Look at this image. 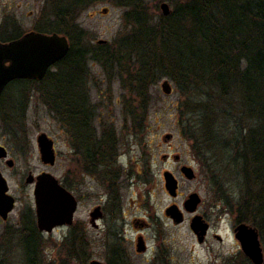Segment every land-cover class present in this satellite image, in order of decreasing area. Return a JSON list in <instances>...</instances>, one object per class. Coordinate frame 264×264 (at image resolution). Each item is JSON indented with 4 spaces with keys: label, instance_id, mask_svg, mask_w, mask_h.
Listing matches in <instances>:
<instances>
[{
    "label": "rangeland",
    "instance_id": "1",
    "mask_svg": "<svg viewBox=\"0 0 264 264\" xmlns=\"http://www.w3.org/2000/svg\"><path fill=\"white\" fill-rule=\"evenodd\" d=\"M124 1H94L82 9L76 25L84 34L79 36L73 29L63 34L69 39L70 47L78 49L82 45L99 53L100 47L105 46L109 49V57L124 59L123 46L118 44V39L125 36L130 26H137L138 15L133 6L118 4ZM176 1L144 0L143 4L154 23L163 15L161 4L169 5L171 16ZM4 13H7V21L13 18L17 26H1ZM55 19L50 0H0L2 41L56 26ZM126 54L121 66L119 59L108 62L107 67L102 64L107 62L106 58L102 63L90 59L87 73L73 79L74 90L78 93L76 101L93 110L91 125L81 131L75 127L79 121L72 122L67 115L61 121L44 102L38 88L16 83L5 92L3 106L7 109L11 106L12 110L0 109L4 116L0 119L1 142L19 162L17 171L24 169L26 157L33 171L38 175L52 174L79 202L71 226L58 227L46 234L37 229L34 220L37 252L31 264H91L93 261L103 264H252L242 252L234 229L241 224L255 228L264 252V231L257 225L260 219L254 225L242 221L239 215V202L258 187L248 183L244 174L235 175L236 166L229 160L236 151L225 149L220 143L208 142L202 136L204 116L188 103H197L202 99L200 96L182 95L170 77H161L149 86L147 105L141 103L142 98L130 91L125 81L144 71L140 72L141 66L133 65L135 60ZM52 72H57V68ZM166 80L172 86L171 95L162 90ZM234 100L237 119L252 126L243 112L240 98L235 96ZM17 104L20 105L18 109L14 107ZM41 134L54 141V166L41 161L37 145ZM79 136L89 141L94 139L93 142L103 137L115 140L116 155L110 160L113 173L103 172L102 168H97L93 174L86 172L89 141L81 145ZM93 147L91 145L90 149ZM103 151L107 152L108 147ZM183 165L194 169V180L182 177L180 168ZM4 172L8 177L11 174L7 168ZM166 172L180 181L178 198L171 197L165 188ZM20 180L17 175L13 184ZM17 189L12 188L20 201L11 223L22 222L23 214L20 216V213L25 207H35L33 188L26 191L22 188L24 192H16ZM192 194L201 198L196 214L212 228L206 243H199L190 227L195 215L183 209ZM174 204L184 211L185 222L177 224L166 214ZM98 207L104 216L95 228L91 224V213ZM23 227L21 224L16 230L10 225L5 229L0 222V264H30L25 251V233L21 231ZM139 237L147 246L145 253L137 252Z\"/></svg>",
    "mask_w": 264,
    "mask_h": 264
},
{
    "label": "trees",
    "instance_id": "2",
    "mask_svg": "<svg viewBox=\"0 0 264 264\" xmlns=\"http://www.w3.org/2000/svg\"><path fill=\"white\" fill-rule=\"evenodd\" d=\"M94 1L103 0H50L56 26L39 31L63 35L73 29L79 36L83 35L76 25L77 17ZM143 2L118 3L133 6L138 13L137 26L125 30L126 37H120L118 44L123 46L124 59L127 52L136 62L133 65L139 64L140 72L144 71L128 78L126 87L137 92L141 103L147 105L149 86L161 77H170L182 95L197 94L202 98L195 104L188 101L204 116L202 136L208 142L236 151L229 160L236 166L235 175L244 174L248 183L258 187L239 202L240 218L252 224L260 219L257 225L264 231V0H177L172 15H161L154 23ZM99 51L73 46L54 66L57 72L49 71L37 86L44 102L59 119L64 121L67 115L72 122L79 121L75 127L80 131L91 125L93 110L76 101L73 79L87 73L90 59L101 62L106 58L107 62H101L105 67L115 59H119L120 66L124 61L121 56L109 57L108 47H100ZM235 96L240 98L252 126L237 119ZM131 113L134 117L135 112ZM78 138L81 145L89 141ZM93 140L86 147V172L93 174L97 168L112 172L110 160L116 155L115 140L104 137L99 142ZM104 147H108L107 152L103 151ZM107 176L111 178L113 174ZM34 254L35 251L33 255L28 253L30 264Z\"/></svg>",
    "mask_w": 264,
    "mask_h": 264
},
{
    "label": "water",
    "instance_id": "3",
    "mask_svg": "<svg viewBox=\"0 0 264 264\" xmlns=\"http://www.w3.org/2000/svg\"><path fill=\"white\" fill-rule=\"evenodd\" d=\"M160 9L165 17L171 14L167 3H162ZM70 49V41L67 36L58 33L31 32L16 41L6 44L0 43V98L5 87L14 80H43L50 69L68 55ZM162 90L167 95L172 94L173 89L168 80L162 84ZM37 145L43 164L54 166L56 163L54 141L48 135L41 134L37 138ZM6 157V149L0 146V158ZM183 172L188 179L194 178L191 169L185 168ZM164 178L167 192L171 197L177 198L178 180L170 172H166ZM32 181L31 179L28 180V182ZM8 189L6 180L0 174V215L4 220H7L8 214L13 210L15 204L14 199L7 194ZM34 199L37 228L41 233L51 234L58 227H68L74 223L78 201L52 174L43 173L39 175L34 190ZM200 203V196L192 194L185 202L184 207L188 212L195 213ZM171 210L170 215L175 223H182L184 221L183 215L176 208H171ZM102 215L100 207L91 213L93 227H98L97 221ZM191 229L196 234L199 243H203L209 231V225L204 222L201 216L193 218ZM235 238L240 243L242 252L252 264H264V252L259 232L255 228L241 224L235 229ZM146 250L147 246L144 239L139 237L137 252L145 253ZM91 264L103 263L93 261Z\"/></svg>",
    "mask_w": 264,
    "mask_h": 264
},
{
    "label": "flooded vegetation",
    "instance_id": "4",
    "mask_svg": "<svg viewBox=\"0 0 264 264\" xmlns=\"http://www.w3.org/2000/svg\"><path fill=\"white\" fill-rule=\"evenodd\" d=\"M3 15L4 16H3V20H2L1 26H17L15 19L11 18V20L7 21L8 20L7 13H4ZM33 32L40 33V31H37V30H35ZM44 34H47V33H44ZM24 35L18 36L15 39H13V37H12V38H10L7 41H2V39L0 38V43H2V44L10 43V42L16 41L18 39H21ZM53 68H54V66L50 69V71H52ZM48 73H47V75H48ZM46 76H45V78H46ZM43 80L38 81V80H28V79H17V80H14V81L10 82L5 87V89H4V91H3L2 95H1V98H0V109L4 107L6 109V111L8 110L7 112H11V110H12V107L11 106H9L10 109H7L6 105L3 106V103L6 102L5 92H6L7 88H9L11 85L16 84V83H20V84H24V86L28 85V86H31V88H37L39 82H41ZM30 91L31 90H29L28 92H30ZM24 92H25V90H24ZM19 106H18V104L17 105H14V107L16 109H18ZM2 115L0 114V119H4V116H2ZM1 140H3V136L0 134V146L1 147H4L6 149V151H7V157L6 158H0V174L6 180V182H7V188H9L7 194L14 199L15 204H14L13 210L8 214L7 220H4L3 217L0 215V222H1V224L5 225V229L7 227H9L10 225H14V229H16V230L19 228V226L21 224L24 226L23 227L24 230L22 229L21 231H24V233H25V235H24V244H25L26 255H27V258H28V253L29 252L32 255H33L34 251L37 252V238H36L37 234H36V230L33 228V222H34V220L36 221V205H35L34 208H32L31 206L25 207L24 211L22 210L23 213L21 211L20 216H21V214H23L22 222H20L19 220H16L14 223H11V219H12L13 215L15 214V212L17 211V209H18V203L20 201V197L17 196L15 192H12V188H18L16 192L22 191L23 189H25V191H26L28 188H30V189L33 188V192L32 193H33V197H34V190L36 188V184H37L39 175L35 171H33V169L30 166V163H29V161H28V159L26 157H25V161H24L25 162L24 163V169L21 170L20 172H18L19 171V168H20L19 167V162H17V160L11 156V152L8 150L7 146H5V144H3L1 142ZM24 156H27V155L24 154ZM178 160H179V158H177V161ZM4 168H7L11 172V174H10L9 177L5 174ZM185 168L191 169L193 171V173H194V169L191 166L183 165L180 168L182 177H186L185 176V173L183 172V169H185ZM17 169H18V171H17ZM17 175L20 176L21 180L18 181V184H15L14 185L13 183H14V180H15V178H16ZM194 177H195V173H194ZM29 179H31L33 181L32 182H28ZM194 179L195 178H193V180ZM178 183H179V188H180V181L179 180H178ZM22 192H24V191H22ZM179 196L180 195H178V197ZM34 203H35V199H34ZM171 208H176V210L179 211V213L183 215L184 222H185V217H184V214H183L184 211H185V213H188L190 215H195L194 217L199 216L198 214H196L197 211L195 213L188 212L185 209L184 206H183V209H184V211H183L180 207H178L176 204H174L168 210H166V214L171 219H172V217L170 215L171 212H172ZM20 216H19V218H20ZM103 216H104V214L102 215V217L100 218V220L103 219ZM192 220H193V218H192ZM204 221L206 222V220H204ZM191 224H192V221H191ZM208 225H209V231L207 232V235H206L203 243H206V241L208 240L209 234H210V232L212 230V228H211V226H210L209 223H208ZM36 226H37V222H36ZM64 227H67V226H64ZM190 227H191V225H190ZM235 229H234V231H235ZM215 236L218 238V235H215ZM28 260H29V258H28Z\"/></svg>",
    "mask_w": 264,
    "mask_h": 264
}]
</instances>
